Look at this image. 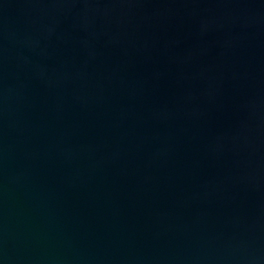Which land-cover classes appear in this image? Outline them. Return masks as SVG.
Returning <instances> with one entry per match:
<instances>
[{
	"label": "water",
	"instance_id": "1",
	"mask_svg": "<svg viewBox=\"0 0 264 264\" xmlns=\"http://www.w3.org/2000/svg\"><path fill=\"white\" fill-rule=\"evenodd\" d=\"M0 264H264V0H0Z\"/></svg>",
	"mask_w": 264,
	"mask_h": 264
}]
</instances>
